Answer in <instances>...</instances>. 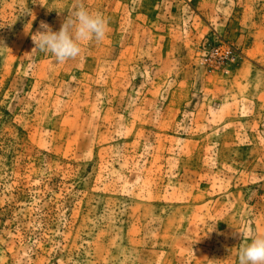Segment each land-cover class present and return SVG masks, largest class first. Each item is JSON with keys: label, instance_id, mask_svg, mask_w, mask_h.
Instances as JSON below:
<instances>
[{"label": "rangeland", "instance_id": "obj_1", "mask_svg": "<svg viewBox=\"0 0 264 264\" xmlns=\"http://www.w3.org/2000/svg\"><path fill=\"white\" fill-rule=\"evenodd\" d=\"M79 2L0 0V264H238L264 235V0H82L106 39L34 49Z\"/></svg>", "mask_w": 264, "mask_h": 264}, {"label": "clouds", "instance_id": "obj_2", "mask_svg": "<svg viewBox=\"0 0 264 264\" xmlns=\"http://www.w3.org/2000/svg\"><path fill=\"white\" fill-rule=\"evenodd\" d=\"M107 35L106 18L99 12L90 11L81 0L71 15L64 19L59 31H53L49 24L40 21L31 39L34 49L53 56L57 63L63 64L80 55L84 42H102ZM237 233L243 241L239 244L238 264H264V235L254 234L250 229Z\"/></svg>", "mask_w": 264, "mask_h": 264}]
</instances>
